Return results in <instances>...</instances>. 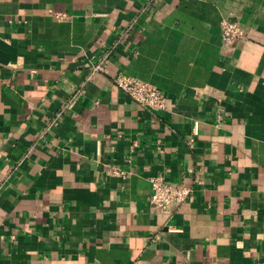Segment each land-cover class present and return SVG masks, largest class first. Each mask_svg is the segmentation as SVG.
Returning <instances> with one entry per match:
<instances>
[{
  "label": "crops",
  "instance_id": "0c3cea01",
  "mask_svg": "<svg viewBox=\"0 0 264 264\" xmlns=\"http://www.w3.org/2000/svg\"><path fill=\"white\" fill-rule=\"evenodd\" d=\"M0 264H264V0H0Z\"/></svg>",
  "mask_w": 264,
  "mask_h": 264
},
{
  "label": "built area",
  "instance_id": "2783aa9c",
  "mask_svg": "<svg viewBox=\"0 0 264 264\" xmlns=\"http://www.w3.org/2000/svg\"><path fill=\"white\" fill-rule=\"evenodd\" d=\"M48 14L56 20H64L68 15L61 12L48 10ZM221 41L224 47L231 48L240 40L249 36V30L236 19L233 15L225 17L220 22ZM107 57L92 66L93 71L107 72ZM112 82L120 90L125 92L129 98L150 111H164L167 108V98L163 92L151 82L141 79L126 72H117L112 77ZM58 117L61 115L56 114ZM134 146V144H132ZM133 148V147H132ZM107 172L121 178H126L128 172L121 170L113 165L107 166ZM150 194L149 203L157 209L166 210L172 205L183 203L188 200L192 187L183 182L170 184L160 175L149 178Z\"/></svg>",
  "mask_w": 264,
  "mask_h": 264
}]
</instances>
